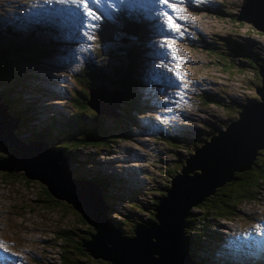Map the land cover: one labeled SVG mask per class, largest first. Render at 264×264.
Wrapping results in <instances>:
<instances>
[{
    "label": "water",
    "instance_id": "water-1",
    "mask_svg": "<svg viewBox=\"0 0 264 264\" xmlns=\"http://www.w3.org/2000/svg\"><path fill=\"white\" fill-rule=\"evenodd\" d=\"M6 9L11 16L16 14V2L10 3ZM11 19L15 21L14 18ZM235 19L249 22L256 30L264 31L263 3L260 0H245ZM1 43L3 42L0 41ZM0 50L2 51L3 48ZM80 66L83 65L78 67ZM257 72L261 77V87H255L254 91L259 95L261 102H250L242 106L237 118L230 119L224 126L219 125L208 139L202 137L199 147L195 145L196 148L190 149L191 152L187 151L188 157L184 160V165H181L179 172L171 178L160 194H155L156 203L151 213L143 212L145 215L143 220L148 222L141 223L142 219L138 221L135 218L131 230L132 235L129 237H123L114 226L113 228L110 225L104 215L106 207L100 195L109 194L117 200L120 197L115 192L124 191L129 195L134 187L128 183L127 177L122 179L118 172H121L123 176H128L132 170L123 165H118V168L109 166L111 161L104 160V158L108 155L110 148L103 150L102 146L105 143L95 147L85 146L86 148L68 147V150L64 151L56 142H52L56 140L48 134L39 137L28 133L29 137L21 135L16 137L12 131L19 126L20 119L14 117L10 113L9 105L0 99V153L5 155L0 158V171L24 173L29 181H36L58 198L64 213L77 211L81 219H85L88 223L89 239L81 243L85 254L113 264H192L188 248L189 235L186 232V219L190 212L194 211L193 206L212 194L214 188L224 181L230 182L236 173L240 174L252 167L256 159L255 150L264 149V70L259 66ZM12 73L7 72L1 76L0 82L4 83H0V88L5 86L3 80H7ZM24 82L29 84V89L24 93L25 96H37L33 81L26 78ZM146 82L152 83V86L137 87L132 91L134 98L141 102L139 112L129 117H120L118 114L129 91L127 95L117 96L114 94L116 91L111 92L105 86L95 82L89 89L101 88L104 109L90 99L87 105L96 113L97 123L100 122L98 115L107 114L109 117L123 118L127 121L128 132L133 127H137L139 130L136 133L137 139L140 141H149L157 137L159 125L163 121L166 131L173 138V141L167 143L168 149L174 152L180 151V147L183 148V144L180 145L181 141L191 137L195 138L199 134L198 129L191 124L192 111L187 108L189 101H177L175 84L160 73ZM155 87L157 91L153 93ZM74 88L75 81L66 82L56 93L44 94L34 100L33 106L36 111L29 112L32 118L28 120L26 126L39 127L40 130L42 126L49 123L61 126L69 120L73 115L69 96L72 95ZM143 104L149 109L146 110ZM48 107L55 109L50 110ZM225 120L226 116L223 122ZM120 134L124 136L126 132L120 130ZM106 135L112 136L110 133ZM114 142L112 139L111 143ZM158 143L167 148L166 142L158 140ZM90 154L96 156V164L91 168L87 162ZM128 155L131 158L140 157L132 149L128 150ZM99 156H102L103 164L98 159ZM80 165L90 168L89 172L76 173L75 170ZM105 166H109L108 171H105ZM196 167L198 168L194 176H187ZM97 176H102L100 178L107 180L109 178L111 182V186L105 193L100 186L94 183L93 179ZM134 196L138 197L136 194ZM128 202L130 201L125 202L123 208L128 217H133L131 209L127 206ZM113 217L121 220L114 214ZM262 225H264V220ZM79 226L78 231L80 229L84 232L85 225L79 224ZM204 226L201 227L204 230L208 228L209 237L214 235L217 240L223 238L216 226L214 228L210 225ZM206 238L202 239L199 247L205 245ZM227 246L228 239L223 243L218 241L216 250L220 251L221 248H227ZM237 255L240 256L239 253ZM199 257L204 259L205 263H209L208 257L202 256L201 252ZM195 261L198 260L195 258Z\"/></svg>",
    "mask_w": 264,
    "mask_h": 264
},
{
    "label": "rangeland",
    "instance_id": "rangeland-1",
    "mask_svg": "<svg viewBox=\"0 0 264 264\" xmlns=\"http://www.w3.org/2000/svg\"><path fill=\"white\" fill-rule=\"evenodd\" d=\"M17 0H0V17L6 15L3 13V9L5 7H8L10 3H14ZM219 1V0H214ZM224 3V7L217 6L215 9L211 10L212 13H217L219 17H215L211 14L209 15H203L202 12L197 15L198 25L201 27V29L205 32V37L198 40V47L191 50L192 54V60L193 63L191 70L196 69L197 75L204 77L205 81H207L209 84L207 85V88L204 90V100L198 101L197 106L193 104L188 105V107L194 109L192 111V126L198 129L199 134L195 138H187L185 141H181L180 145L185 144L184 148L180 147V151H172L171 149H168V141L166 140L165 146L167 148H164L162 144L158 142H153L152 140H138L136 132L138 131L137 127H133L130 132H128V122L123 121L120 123L115 122L113 117H109L107 114H102V116L98 115L100 119H98L100 122L98 123V126L100 128H104L106 132H113L116 138L119 139L120 137V130L126 132V135H124L119 140H114V143H111V140H107L105 145L102 146V149H109L107 152V156L104 158V160H109L110 165L112 167L118 168V165H123L125 168H129L132 170V173L128 174V176L121 175V172H118V175L125 179L127 177L128 183L132 187H140L139 190H136V195L138 197H131L130 193L129 195L126 194L124 191H121L120 193L115 192L117 196H119V200L116 198L114 199L113 203H111L109 206H105L106 210H104L105 217L109 220L110 225L112 227H115V224H119L124 228V232H128L129 230H132L133 227V221L136 217H139L140 219H144L145 215L142 211V213H136L132 212L133 217H128V222L121 223V220H114L113 214H115L117 217L121 218L122 215L125 212V209L123 208L125 202L127 200L130 201L131 198L137 200L138 202H141L144 205L145 210H149L152 208V205H150L146 200H150L152 198H155L156 195H149L145 194V188H147L148 185H151L153 183H158L159 185H162L160 182L163 179V176H161V173H159L157 170H160L162 172H165L166 175H176L177 172H179L181 165H184V160L188 157L187 155V149H194L196 147H199L202 141V137L207 139L208 136H211L215 133V129L218 125L223 124L222 121L223 117V108L222 106H216L213 105V103H210L212 100H216L221 102L222 104H232V106H238L245 98H252L254 96V91L248 87H245L246 82L243 79V72H238L236 69H232V71H226L219 67V65L213 63L215 56L211 53L206 52V48H209L213 43V41H220L224 39L226 41V45H219L222 48L228 47L232 50H236L238 52V55L241 56L242 53H246L249 56L255 57L256 55H259L263 57L264 55V35L258 34L256 31L250 29L249 23H235L232 20L227 19L228 15L226 14V11L232 10L234 13L237 12V9L242 5V0H221ZM17 13H20L19 9H16ZM19 10V11H18ZM7 15H10L8 13ZM1 19V18H0ZM138 26L134 23L127 22L123 25V30L127 29L129 31L135 30ZM3 29H0V34L2 35L0 41H3L6 38V35ZM18 33H16L17 35ZM121 34L123 35L122 31ZM214 34L222 35L223 37L220 38V36H216ZM35 39L33 40V43L40 44L41 38H45L43 34L39 33L37 36L34 34H31ZM120 36L119 32L114 31L110 37L107 39V41L112 44L111 46L116 44V39ZM123 37H120L121 42H123L125 39H127V35ZM16 38V37H15ZM213 38V39H212ZM15 43V45H19V40L17 41H5L3 44H10ZM123 44H126V41L123 42ZM216 44V43H215ZM163 45V47H162ZM140 48V47H139ZM138 48V49H139ZM137 49V51H138ZM120 53L123 55H128V51H123V48L118 49ZM57 45L56 48L53 51V55L48 59L49 62L45 64L43 68H48L52 66L55 62L53 59L55 55H57ZM113 49L109 48V50L104 51L101 53L98 60L95 61L96 65L102 70V72L106 71V67L109 68V75L111 80H115L119 75H121L126 68V62L123 58V56H120V53H112ZM136 51V53H137ZM158 52L162 56V60L158 64V67L160 69L161 73H164V68L167 66V47L164 43L160 44V47L158 49ZM110 55V59L109 56ZM137 56V54H136ZM57 58V57H56ZM239 58L242 57H236L238 62L243 63L239 60ZM44 62V60H42ZM203 62L207 65L205 68H201L199 64ZM128 76H122L124 80H127L130 82V86L128 87V91L130 92L128 96L125 97L126 103L123 105L121 111L118 112L119 115L123 116H129L130 114L133 115L134 112L138 111V106L135 102V98L132 94V91L135 89V83L139 79L138 74V67L136 64H133L128 67ZM60 69V68H59ZM72 70H76L73 69ZM17 72H20V69L18 68ZM30 72V71H28ZM33 72V75L35 76H28L23 77L21 73H18V79L19 82L17 84L23 85L22 88L24 89V85H27L28 83L24 82L26 78H30L33 83L35 84V88H41V91H55L57 92L58 88L52 83L51 81H48V79L44 78V71H31ZM78 71L77 73H79ZM49 73V72H48ZM5 74L0 73L1 76ZM65 74H57L59 78H65ZM82 80L85 79V76L81 78ZM68 83H71L72 80L69 78L67 79ZM63 85L65 83L59 82V85ZM152 85V83H146ZM29 85V84H28ZM106 88H108L111 92L116 91L115 88V82L110 81L109 83L102 84ZM21 87V86H20ZM29 89V87L26 89V91ZM90 91V97L89 99L96 104L97 106H100L103 108L102 105V98L103 93L101 88L96 89H89ZM40 96V94H39ZM28 101V98H31V101L36 100L37 96H26ZM73 97V96H72ZM72 97L70 103L72 104ZM247 104V102H244V105ZM50 106V105H48ZM229 106V105H228ZM64 108V106H62ZM48 109L53 110L54 107H48ZM104 109V108H103ZM104 112V111H103ZM140 124H143L140 122ZM39 127H27L22 130L21 136L23 137H29L28 133L38 134L40 137H43L46 132V127H42L40 130ZM18 127H15L13 130H17ZM36 130V131H35ZM13 132V131H12ZM120 134V135H119ZM17 136V135H16ZM20 136V135H18ZM170 136L167 132L163 130V128L160 129V138L161 139H167ZM61 141H56V143H59ZM196 145V147H193V145ZM112 147H108V146ZM135 150L140 157L138 158H131V156L128 155V150ZM106 150V151H107ZM147 150V151H146ZM191 152V150H190ZM136 154V153H135ZM133 154V156L135 155ZM103 156V155H102ZM102 156H99V160L102 159ZM144 158L148 160V162H144ZM102 161V160H101ZM87 162L91 167H94L96 164V156L95 154H90L87 157ZM119 162V163H118ZM178 163V166L176 165ZM103 164V161H102ZM101 164V165H102ZM180 164V165H179ZM109 166H105V171L109 170ZM90 168H86L83 165H80L75 172L80 173H87L89 172ZM197 168L194 170H191L187 176H194V173L197 171ZM143 172L151 173L153 179H147L145 175H143ZM20 175V174H19ZM71 175L73 176V173L71 172ZM241 175V172L240 174ZM233 180L234 189L229 190V192H235L236 196L241 195L239 189L247 182L249 181H255L259 184L263 181L262 179H256V176L253 174L252 171H249L246 175V178L242 182L241 179L238 180V174L236 173ZM16 176H0V237L10 240L12 242L13 247H17L18 249H21L22 251L26 252V257L29 259H38V262H47L48 264H54L55 263V253L56 249L54 247H49L51 243L54 241V231L56 229L57 225H66L67 228H72L71 223H76V216L72 219L71 215H69V212L67 214V221L63 220L61 218L57 219L58 212L60 213L61 207H57L55 211L52 213H49L47 211H40V208L47 207L42 202L35 201L36 198L40 199V194L37 193L38 185L37 183L31 181L32 183L22 182V179L16 180ZM25 179V178H24ZM27 180V179H25ZM235 180V181H234ZM26 184L33 186V189L29 191L26 187ZM224 181L221 185H218L219 189H217V192H221L222 190H226L228 187H230L229 182L226 183ZM135 184V185H134ZM168 185V183L166 182ZM261 185V184H260ZM215 187L214 190L217 188ZM221 187V188H220ZM264 186L261 187L260 192L257 195L258 199H255L253 202L252 200L246 201L245 203H240L237 206V212L234 210V216L228 217V219H220L218 221H213L212 219L208 218L206 221L207 223H210L211 227L214 228L215 226L222 229L224 233L223 239L221 241L217 240L216 236H207L205 245L202 246V256H207L209 263L208 264H236L235 258L236 254L240 252V256H243L244 251L249 252L252 251L256 243L259 242L263 237L260 235L262 234L264 236V231L261 230V226L264 220ZM227 191V190H226ZM212 194H210L209 197L212 199ZM23 204L26 208L23 210H20L19 208H16L17 206ZM194 207V206H193ZM112 210L114 213L112 214ZM213 218H217L220 215V212L212 213ZM207 216V215H205ZM196 217V216H195ZM57 219V220H56ZM56 220V221H55ZM81 225V224H80ZM200 225V224H199ZM204 225H208L204 223ZM223 225V226H222ZM74 227V226H73ZM113 227V228H114ZM77 227H75V231ZM205 228V226H204ZM204 228H198L202 232ZM253 228V229H252ZM256 228V229H255ZM258 230V231H257ZM260 232V233H259ZM228 239V246L221 252L216 250V247L218 246V241L220 243H223V241H226ZM227 250V253L224 255V251ZM76 262L79 264H87V262L76 259ZM256 264H264V255L260 256V262Z\"/></svg>",
    "mask_w": 264,
    "mask_h": 264
},
{
    "label": "trees",
    "instance_id": "trees-1",
    "mask_svg": "<svg viewBox=\"0 0 264 264\" xmlns=\"http://www.w3.org/2000/svg\"><path fill=\"white\" fill-rule=\"evenodd\" d=\"M224 6V5H223ZM234 20V18H232ZM251 30L256 31L252 26H250ZM120 32L122 31L123 35L121 37L125 38L124 36L127 35L123 31V26L121 28H118ZM138 29L134 30L137 31ZM136 33V32H135ZM135 33L131 35H135ZM2 35L0 34V39ZM35 39V38H34ZM25 41V40H19V45H15V43L10 44H0V48H3L11 53H14L16 51L22 50L25 47L27 49L31 50H40L43 48V38H41V43H33V40ZM121 43V40L119 38L118 40ZM219 45H226L225 40H216ZM132 52L128 55H122L125 62H126V68L124 69L122 76H128V62L129 59H135L136 58V51L141 46V43L138 41V39L132 40ZM195 46V45H194ZM193 46V47H194ZM54 51V50H53ZM53 51L50 54L49 58L53 55ZM208 52H211L214 56V63L219 65L220 68L226 71H232V69H236L238 72H243V79L245 80L246 84L245 87H248L254 91V84L260 82V76L257 73V67L258 66H264V58L259 57L256 55L255 57L249 56L246 53H243V57L246 60V64L244 66H236L232 63V58L238 56V52L236 50H231L229 48H221L218 45H212L210 48H208ZM48 58V59H49ZM126 58V59H125ZM1 64V62H0ZM1 73V68H0ZM67 76L72 80L75 81V88L73 89L72 95V103L75 110L72 109L73 115L64 122L56 132H54L51 129L46 130V135L53 136L56 141H61L59 143H56L58 146H61L62 150H68V147L71 148H86L85 146L95 147L101 144L106 143L107 140H112L113 132L110 134L111 137L106 135L109 132H106L105 129L100 128L98 126L97 120H96V113L89 108L87 103L89 102V87L95 84V82L101 81L98 73L96 72H90L86 71L85 73L83 71H80L79 73L71 72L70 70L66 71ZM12 75H14L12 73ZM121 75H119L115 80L110 79L109 73L106 75V77L102 80L101 84L109 83L110 81L115 82V88H119V84L121 82V89L123 91V95H127L128 93V87L130 86V82L127 80H124ZM85 76V79L82 80L81 78ZM14 77V76H13ZM5 81L6 87L2 86L0 88V99L3 102H6L10 107V113L14 116L20 119V123L18 126V129L15 131L13 130L14 136L18 137V135L22 134V130L25 128V126L28 123V120L32 118L30 116L29 112L36 111L35 107L33 106V101H31V98H28L29 103L26 101L27 97L25 96L26 89L29 87V85H24V89L20 87L16 83H10L8 80ZM4 83V82H0ZM203 99V98H202ZM253 99V98H250ZM248 98L244 99V102H247ZM126 103L125 100H123V105ZM122 105V107H123ZM217 106H222L223 113L226 115L227 119H231L234 117V114L237 112L238 106H232V104H222L221 102H218L216 104ZM115 122L120 123L123 122V118H114ZM228 120L222 124L224 126ZM50 124V123H49ZM33 134V133H31ZM38 136V135H37ZM32 138V137H30ZM52 141V142H56ZM261 149V150H260ZM255 150L254 157L255 164L248 168V170L241 172V175L238 174V180L241 179L243 182L246 178V175L249 171H252L253 174L256 176V179L259 180L264 178V149L260 148ZM187 151H190V148L187 149ZM5 156L3 153H0V158ZM178 166V163L176 164ZM180 165V164H179ZM259 165V167H257ZM165 173V172H164ZM20 174V175H19ZM148 179H153L151 173L144 174ZM166 175V174H164ZM0 176H16V180H19V178L22 179V182L32 183L29 181L25 176H23L20 172H0ZM163 176V175H161ZM102 176L95 177L94 183L100 186L103 190V193H105L109 186H111V182L108 178H100ZM166 177H171L170 175L163 176V179H160V182L162 185H159L158 183H153L151 185H148L147 188H145V194L154 195V194H160L162 189L166 187ZM234 177H236L234 175ZM27 180H25V179ZM24 180V181H23ZM235 181V180H234ZM37 183L36 181H33ZM233 180L229 182L230 187H228L226 190H222L221 192H217L216 190L219 188H216L212 193V199L209 197H205L201 202L197 203L194 207L192 212L188 215L186 219V226H187V234L189 235V242H188V248L190 251V258L192 261V264H207L205 263L204 259H201L199 255L197 254V251L202 250V247H199L201 245L202 239L209 236L210 234L208 232V228L204 230V232H199L198 228H203L201 226H204L203 224L206 223L208 225H211L210 223H207V219L210 218L213 221H218L220 219H228V217L234 216V211L237 212V206L242 202L245 203L249 200L258 199L257 195L260 192V184L255 181H249L245 183L242 188L239 189L241 195L236 196L235 192H229V190H233L234 184ZM26 187L29 191L33 189L34 187L26 184ZM38 190L37 193L40 194V199L36 198L35 201L42 202L47 205V207L40 208V211L44 210L49 213H52L57 209V207H61V202L58 198L53 196L51 192L46 189L45 187L38 184ZM135 185V184H134ZM135 188V189H134ZM130 191L131 197L134 196L136 193V190H139L140 187H134ZM221 188V187H220ZM35 193V191H34ZM109 198H113L109 194H103V201L107 202ZM246 200V201H244ZM150 205L152 207L154 206V203H156L155 198L150 199L149 201ZM128 208L132 210V212L141 213L143 210H145L144 205L140 203H136V200L131 198L130 202L127 204ZM16 208H19L20 210L25 209L26 207L21 204L17 206ZM62 208V207H61ZM151 209L146 210L148 214L151 213ZM234 210V211H233ZM61 212L57 214V219L61 218L63 220L67 221V213H64L63 208L60 210ZM220 212V215L217 218H213L212 213ZM114 211L112 210V214ZM69 215H71L72 219L74 216H76V223H71L72 229L67 228L66 225H57L56 229L54 231V241L49 245V247H54L56 249L55 253V263L54 264H79L76 262V259L82 260L87 262V264H113L111 262L105 261V260H93L91 259L87 254H85L82 251L81 243L82 241H86L89 239V230H88V223L85 221V219H81L80 214L77 211L69 212ZM115 215V214H114ZM207 215V216H205ZM196 216V217H195ZM115 217H117L115 215ZM114 218V217H113ZM138 221L140 220L139 217H136ZM56 219V220H57ZM55 220V221H56ZM141 221V220H140ZM128 222V214L124 213L121 217V223ZM147 220H144L141 223H146ZM137 223V222H135ZM79 224L85 225L84 232H81L80 229L78 231V228L80 227ZM201 226H200V225ZM74 226V227H73ZM76 230L78 232L75 231ZM115 228L117 232L120 233L123 237H129L132 235V231L129 230L128 232H124V228L119 225L115 224ZM227 253V250L224 251V255ZM219 256V252L218 255ZM195 258L198 261H195ZM28 264H48L47 262H38V259L28 260ZM225 264V263H223ZM244 264H254L253 260L250 259L246 261Z\"/></svg>",
    "mask_w": 264,
    "mask_h": 264
},
{
    "label": "clouds",
    "instance_id": "clouds-1",
    "mask_svg": "<svg viewBox=\"0 0 264 264\" xmlns=\"http://www.w3.org/2000/svg\"><path fill=\"white\" fill-rule=\"evenodd\" d=\"M260 1L264 5V0H260ZM185 3H187L186 7H187L188 11H182L183 12V16L182 17H185V16L187 17L188 16L190 18L191 33L189 35V38H191V43L187 46V44L183 41V36H182L181 32H174V31H167L166 32V34L164 35L165 41H167V40L175 41V43L172 45V47L175 49L174 55L178 58V61L174 60L172 58L173 57V52H170L168 50L167 44L165 43V45L167 47V57H168V59H167L168 73H166L165 76L168 77L175 84V87L177 89H179V93H181L183 90H186V91L191 93V97H192L191 102L196 108L197 102L199 100L200 101L204 100V93L203 92L207 88V85L209 84L207 81H205L204 77H201V76L197 75V71L198 70H196V69H192L191 70V67L193 66L192 64L195 63L192 60L191 50L197 48L198 47V45H197L198 40H200L203 37H205V32L198 25V20H197L196 17H197L198 14H200V12H202L204 16L205 15L211 16V14H212L215 17L216 16L219 17V15L217 13H212L211 10L215 9L217 4L220 7H224L225 5H224L223 1H221V0H219V1H214V0H183V3L180 4V7L185 6ZM244 3H245V0H242V5L239 7V9H237L236 13H234L232 10L226 11V14L228 15L227 19L232 20V18H234V20H232V21H234L235 23H239V24H241V23H249V22H246V21H243V20L235 19V16L238 14V11L240 10V8L243 6ZM16 9H19L20 13H17V10H15L16 14L12 15L11 18L17 17V19L19 21L18 26H19V30H21V31L18 32L17 35H15L17 40H26L27 38L32 36L31 34L34 33V32H32V25L38 31L49 29V24L51 23V16H52L53 20H55L57 22L64 21L63 17L58 15V14H53V13L50 14L49 13L44 18H38L37 16L32 17V16L24 15L26 10L24 11V13H22V11L24 10L22 7L18 8L16 6ZM167 11H169V10L167 9ZM33 12L36 13L37 10H34ZM34 14H33V16H34ZM159 14H153V15L156 18V20L158 21V23H164V18L162 16H160ZM104 19H106V15L101 21H99V24L102 23L104 21ZM123 25H124L123 24V20H121L119 22L114 23L112 25V27L109 28L108 30L99 31L100 30V28H99L98 30L95 31V39H93V40H88L86 36L81 35L79 32H77L80 37H83L84 40L81 41V45H79L78 50L76 51V59H75V61L81 60L82 63H83V66H80L78 68L75 67L76 70H74V73H77L78 71H83L84 73L86 71H91V66L89 64L94 65L95 59L98 60L99 55L102 52H104V51H102V47H107L108 45L111 46V44L107 41V39L110 37V35L114 31L120 33V36L116 39L117 42L115 44V45H118L120 43L118 40H119V38L121 37L122 34L117 29L121 28ZM89 31H91V30H89ZM256 32L258 34L264 35V31L256 30ZM214 35L220 36V38L223 37L222 35H219V34H214ZM54 36H56V35H54ZM213 43L214 44H212V45H217L218 44L217 41H213ZM225 48H228V47H225ZM82 49H83L84 54L82 52ZM100 51H101V53H100ZM206 52L207 53H211V52H208V48H206ZM242 54H241V56L238 55L236 57H242V58H239V60L242 61L243 63L238 62L236 57H233L232 58V63L234 65L243 67L244 64H246V60L244 59ZM107 55L109 56V59H110V55L109 54H107ZM81 57H84V60L81 59ZM259 57H261V56H259ZM261 58H264V55ZM145 62H146V58H144L142 61H140L136 65H137L138 68L143 70L145 72V74H146V73L150 72V68L145 65ZM177 62H179L180 66H181V73L184 76V80L183 81H178L176 79L175 75H174V73L176 71V67L175 66H176ZM199 66L201 68L207 67V65L204 64L203 62H201L199 64ZM86 67H88V68H86ZM258 67H257V69H258ZM170 69H171V71H170ZM261 69L264 70V66L263 65L261 66ZM108 72H109V68H107V67H106V71L103 72V73H101L99 71H96V73H98V75H99V77L101 79V81L97 82L98 84H101L102 80L106 77ZM260 80H261V77H260ZM189 81L191 83H188ZM181 84H187V88L181 87ZM254 86L256 88H259V87H261V84H260V82L259 83H255ZM156 91L157 90H154L153 93H156ZM252 98L253 99L248 98L247 104L244 105V100H243V102H241L238 105L237 112L234 114L233 118H237L238 117L237 114L240 113V109H241L242 106H246L250 102H258V103L261 102V100L259 99V95L256 94L255 91H254V96ZM218 102L219 101L212 100L210 103H213V105H216ZM129 116L120 115V117H129ZM227 120L228 119L226 117V120L224 121V123ZM220 125H222V124H220ZM217 127H219V125ZM216 129H215V131H216ZM130 131H131V129L129 130V132ZM209 137L210 136H208L207 139ZM184 146H185V144H183V147ZM0 172H5V171H0ZM260 188H261V186H260ZM260 244H262L263 248H264V243L261 242ZM3 245H4V240H0V248ZM222 250H224V248H221L220 251H218V252H221ZM200 252H202V250L197 251V254L200 255ZM238 253H240V252H238ZM261 255H264V253L263 254H255V250L253 249L252 251L247 252V258L245 259L244 263L246 261L252 259L254 264H256V263L260 262V256ZM88 256L91 259H93V260H100L99 258H94V257H92L90 255H88ZM28 260H33V259H30V258L28 259L26 257V252L22 251L21 249H18L17 247H13L12 246V242L10 240H6L5 249L0 250V264H28Z\"/></svg>",
    "mask_w": 264,
    "mask_h": 264
},
{
    "label": "snow or ice",
    "instance_id": "snow-or-ice-1",
    "mask_svg": "<svg viewBox=\"0 0 264 264\" xmlns=\"http://www.w3.org/2000/svg\"><path fill=\"white\" fill-rule=\"evenodd\" d=\"M48 2H54L60 5H71V7L75 9L74 15L78 18L79 30L88 40H93L95 39V30L99 27L98 22L101 21L105 15H110L108 9L122 8L126 0H48ZM182 3L183 0H158V4L161 8L166 7L169 10L162 11L159 14L164 18V25L168 31L181 32V25L176 21L183 16L180 7ZM184 19L187 20V17L185 16ZM165 43L167 44L168 50L173 52L172 58L178 61V58L174 55L175 49L172 47L175 41L167 40ZM175 67L176 71L174 75L176 79L178 81H183L184 76L181 73L180 63L177 62ZM188 83L191 82L189 81ZM181 87L187 88V84H181ZM180 95L182 97L183 93H180ZM165 123H167V121H165Z\"/></svg>",
    "mask_w": 264,
    "mask_h": 264
},
{
    "label": "bare ground",
    "instance_id": "bare-ground-1",
    "mask_svg": "<svg viewBox=\"0 0 264 264\" xmlns=\"http://www.w3.org/2000/svg\"><path fill=\"white\" fill-rule=\"evenodd\" d=\"M0 29H2L1 26H0ZM136 29H138V27L135 28V30H136ZM123 31H124V33H126L127 35H129V34H133V33L136 32V31H134V30H133V31H129V30H127V29H124ZM71 172H72V171H71ZM170 180H171V179H170ZM262 185H264V179H263V181H262L261 186H262Z\"/></svg>",
    "mask_w": 264,
    "mask_h": 264
}]
</instances>
